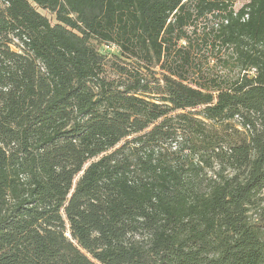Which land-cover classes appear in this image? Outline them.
Returning <instances> with one entry per match:
<instances>
[{
	"label": "trees",
	"instance_id": "16d2710c",
	"mask_svg": "<svg viewBox=\"0 0 264 264\" xmlns=\"http://www.w3.org/2000/svg\"><path fill=\"white\" fill-rule=\"evenodd\" d=\"M238 1L0 0V264H264V0ZM199 42L238 76L196 80Z\"/></svg>",
	"mask_w": 264,
	"mask_h": 264
},
{
	"label": "rangeland",
	"instance_id": "374dc122",
	"mask_svg": "<svg viewBox=\"0 0 264 264\" xmlns=\"http://www.w3.org/2000/svg\"><path fill=\"white\" fill-rule=\"evenodd\" d=\"M248 0H242L238 1L234 5L235 10H239L244 4H246ZM41 14L47 16L48 18L52 19L53 17L46 11L39 10ZM216 20L212 17L205 18L198 22V28L199 30L209 31L212 27H216L215 25ZM199 49L201 50L200 57L198 59L199 63V69L195 73L196 80H199L200 75L202 72L204 74H207L209 76H229V78H236L239 74V70L235 69L234 71L230 70V67H224L222 64V60H217V58L220 59V57L227 58V54L225 52L218 53L217 50L211 49L208 45H204L202 42H199ZM113 50V51H112ZM105 50V52H112L113 54H118L117 51H114L115 49ZM157 71H159V68H156ZM200 110V109H198Z\"/></svg>",
	"mask_w": 264,
	"mask_h": 264
}]
</instances>
